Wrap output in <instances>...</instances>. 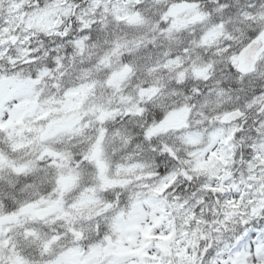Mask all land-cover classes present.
I'll use <instances>...</instances> for the list:
<instances>
[{
	"label": "snow or ice",
	"instance_id": "snow-or-ice-1",
	"mask_svg": "<svg viewBox=\"0 0 264 264\" xmlns=\"http://www.w3.org/2000/svg\"><path fill=\"white\" fill-rule=\"evenodd\" d=\"M0 264H264V0H0Z\"/></svg>",
	"mask_w": 264,
	"mask_h": 264
}]
</instances>
